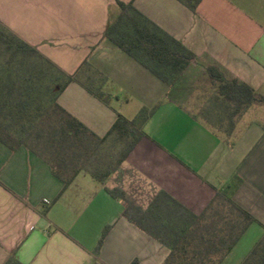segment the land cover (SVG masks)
<instances>
[{
    "label": "crops",
    "instance_id": "0c3cea01",
    "mask_svg": "<svg viewBox=\"0 0 264 264\" xmlns=\"http://www.w3.org/2000/svg\"><path fill=\"white\" fill-rule=\"evenodd\" d=\"M117 1L132 3L195 55L172 86L105 38L120 14ZM0 21L67 74L87 63L80 80L97 83L110 104L77 82L57 102L97 136L119 114L133 119L155 109L104 185L81 173L63 191L41 157L0 142V264L14 253L23 264H163L169 250L130 222L126 204L106 188L123 190L143 210L164 192L201 215L228 187L257 220L222 262L241 264L251 252L234 259L242 240L255 225L264 234V104L235 115L209 69L264 96V0H202L196 13L177 0H0Z\"/></svg>",
    "mask_w": 264,
    "mask_h": 264
},
{
    "label": "trees",
    "instance_id": "16d2710c",
    "mask_svg": "<svg viewBox=\"0 0 264 264\" xmlns=\"http://www.w3.org/2000/svg\"><path fill=\"white\" fill-rule=\"evenodd\" d=\"M177 1L193 13L202 2ZM117 4L120 14L108 25L105 38L172 86L195 55L132 3ZM86 64L77 73L67 74L0 21V142L12 151L24 146L41 157L64 183L63 191L81 173L104 185L144 136V126L155 111L143 107L133 119L119 114L106 136H97L57 102L65 88L77 82L101 102L110 104L112 97L97 83L88 87L80 80V71ZM209 74L218 83L219 94L235 106V115L246 112L253 104H264V96L250 86L225 80L213 68ZM106 191L126 204L125 216L130 222L169 250L163 264H222L247 229L257 222L232 200L230 187L217 193L201 215H195L164 192L143 210L130 202L123 190ZM219 206L223 208L218 211ZM215 217L221 218L222 224H214ZM109 229H104L99 246ZM4 264L23 263L14 253ZM241 264H264V234Z\"/></svg>",
    "mask_w": 264,
    "mask_h": 264
},
{
    "label": "rangeland",
    "instance_id": "374dc122",
    "mask_svg": "<svg viewBox=\"0 0 264 264\" xmlns=\"http://www.w3.org/2000/svg\"><path fill=\"white\" fill-rule=\"evenodd\" d=\"M262 233V228L257 225L253 226L249 234L242 240L241 244L234 252V259L237 260V258L243 256L247 252H250L255 244L262 238Z\"/></svg>",
    "mask_w": 264,
    "mask_h": 264
}]
</instances>
